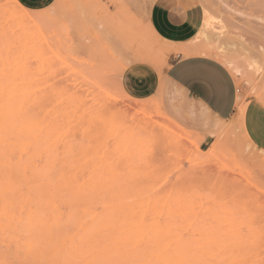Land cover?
Masks as SVG:
<instances>
[{"label":"rangeland","instance_id":"rangeland-1","mask_svg":"<svg viewBox=\"0 0 264 264\" xmlns=\"http://www.w3.org/2000/svg\"><path fill=\"white\" fill-rule=\"evenodd\" d=\"M155 1L55 0L29 11L0 0V78L23 79L24 142L28 119L35 129L24 157L26 148L69 157L66 172L94 185L109 232L159 227L182 240L179 264H264V152L242 130L248 104L264 110V0H178L197 11L191 43L210 15L222 28L187 55L212 56L232 74L238 103L226 122L163 80L177 54L158 53L168 45L148 28ZM129 73L156 74L160 86L136 99Z\"/></svg>","mask_w":264,"mask_h":264},{"label":"bare ground","instance_id":"bare-ground-1","mask_svg":"<svg viewBox=\"0 0 264 264\" xmlns=\"http://www.w3.org/2000/svg\"><path fill=\"white\" fill-rule=\"evenodd\" d=\"M214 30L222 28L210 15L189 47L163 41L170 48L159 47L158 53L187 55L198 47L199 37L207 41ZM22 80L0 78V245L7 248L0 249V264H179L184 250L179 237H166L163 229L145 224L126 236L109 232L111 220L95 211L94 185L88 189L85 178L66 172L69 157H36L33 148L27 149L35 129L28 119L24 142ZM25 147L30 156L24 157Z\"/></svg>","mask_w":264,"mask_h":264},{"label":"crops","instance_id":"crops-1","mask_svg":"<svg viewBox=\"0 0 264 264\" xmlns=\"http://www.w3.org/2000/svg\"><path fill=\"white\" fill-rule=\"evenodd\" d=\"M29 11H41L55 0H16ZM149 25L156 35L175 47H189L196 36L198 16L195 7L182 5L178 0H157L149 11ZM194 40V39H193ZM190 42V43H189ZM172 63L163 70L165 82L192 99L208 115L218 122L230 121L238 103V89L230 71L216 58L204 54L171 52ZM169 54V55H170ZM215 78L220 88L209 93L204 88L206 76ZM128 93L143 99L152 96L160 86V78L154 74H126L123 78ZM243 133L249 142L264 152V110L254 103L248 104L243 116ZM210 137L206 136L204 142Z\"/></svg>","mask_w":264,"mask_h":264},{"label":"snow or ice","instance_id":"snow-or-ice-1","mask_svg":"<svg viewBox=\"0 0 264 264\" xmlns=\"http://www.w3.org/2000/svg\"><path fill=\"white\" fill-rule=\"evenodd\" d=\"M204 88L209 93H215L220 88V84L215 78L209 75L204 78Z\"/></svg>","mask_w":264,"mask_h":264}]
</instances>
